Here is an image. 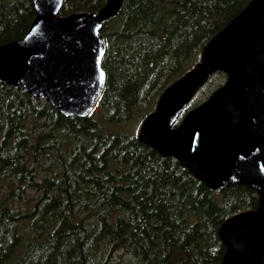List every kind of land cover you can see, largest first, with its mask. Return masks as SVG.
I'll use <instances>...</instances> for the list:
<instances>
[{
	"label": "trees",
	"instance_id": "1",
	"mask_svg": "<svg viewBox=\"0 0 264 264\" xmlns=\"http://www.w3.org/2000/svg\"><path fill=\"white\" fill-rule=\"evenodd\" d=\"M249 1L125 0L101 29L106 84L89 116L0 81V264H114L120 253L135 264L221 262V224L256 208L258 192L212 191L138 129ZM105 2L64 0L59 15ZM35 15L33 0H0V44L22 38ZM215 75L207 83L226 77Z\"/></svg>",
	"mask_w": 264,
	"mask_h": 264
},
{
	"label": "water",
	"instance_id": "2",
	"mask_svg": "<svg viewBox=\"0 0 264 264\" xmlns=\"http://www.w3.org/2000/svg\"><path fill=\"white\" fill-rule=\"evenodd\" d=\"M27 33L0 44V81L46 99L67 116H88L106 84L101 29L125 0L62 16L64 0H33ZM218 71L226 80L185 110ZM138 138L176 158L214 192L244 184L258 206L226 218L219 264H264V0H250L205 45L200 60L159 95Z\"/></svg>",
	"mask_w": 264,
	"mask_h": 264
},
{
	"label": "rangeland",
	"instance_id": "3",
	"mask_svg": "<svg viewBox=\"0 0 264 264\" xmlns=\"http://www.w3.org/2000/svg\"><path fill=\"white\" fill-rule=\"evenodd\" d=\"M217 75H215L214 77H216ZM213 77L212 81H210V83H207L204 88L197 94V96L192 100L191 104H193L196 100H205L206 97L209 95V92L211 91V89L218 83L222 82L224 83L226 80V77H219L217 79H215ZM190 104V105H191ZM98 105V104H97ZM97 105L95 106V108L97 107ZM94 108V109H95ZM93 109V111H94ZM98 109H100V107L98 106ZM101 110V109H100ZM92 111V112H93ZM102 111V110H101ZM137 123H133L132 127H136ZM32 193V192H30ZM114 264H135V261L133 259V257L128 256V255H124L123 253L117 254L114 258Z\"/></svg>",
	"mask_w": 264,
	"mask_h": 264
},
{
	"label": "bare ground",
	"instance_id": "4",
	"mask_svg": "<svg viewBox=\"0 0 264 264\" xmlns=\"http://www.w3.org/2000/svg\"><path fill=\"white\" fill-rule=\"evenodd\" d=\"M103 6H104V5H103ZM105 22H106V21H105ZM105 22H104V23H105ZM103 25H104V24H103ZM104 56H105V55H104ZM210 79H211V78H210ZM210 79H209V80H210ZM90 114H91V113H90ZM90 114H89V115H90ZM89 115H88V116H89ZM83 117H85V116H83Z\"/></svg>",
	"mask_w": 264,
	"mask_h": 264
}]
</instances>
